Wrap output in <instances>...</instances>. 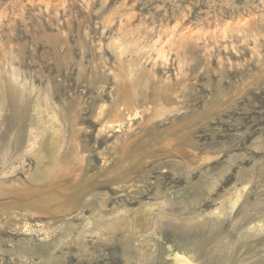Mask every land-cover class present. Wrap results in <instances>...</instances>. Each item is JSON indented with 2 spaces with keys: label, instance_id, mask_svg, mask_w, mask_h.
Instances as JSON below:
<instances>
[{
  "label": "rangeland",
  "instance_id": "374dc122",
  "mask_svg": "<svg viewBox=\"0 0 264 264\" xmlns=\"http://www.w3.org/2000/svg\"><path fill=\"white\" fill-rule=\"evenodd\" d=\"M0 38V264H172L187 242L264 264V0H0ZM125 90L142 108L110 126ZM47 142H79L80 180L54 183Z\"/></svg>",
  "mask_w": 264,
  "mask_h": 264
},
{
  "label": "bare ground",
  "instance_id": "6f19581e",
  "mask_svg": "<svg viewBox=\"0 0 264 264\" xmlns=\"http://www.w3.org/2000/svg\"><path fill=\"white\" fill-rule=\"evenodd\" d=\"M4 19H5V17H4ZM39 23H40V21H39ZM0 49L2 50L1 47H0ZM2 53H3V51H2ZM1 54H0V63L2 62V58H3V56H1ZM6 56L8 57L7 54H6ZM16 58H18V57H15V59ZM18 71L20 73L19 69H18ZM4 73H6V75ZM4 73H3L2 68H1L0 69V78L3 80V83H2V84H4L3 88L5 90L12 91L11 93H13L14 95L18 94L19 89L15 86L16 83L12 82V79L17 78L18 76L14 72L13 77L11 75H8V79L6 78V80H8V81H5L4 78H5V76L7 77V74H9V72L7 70V71H4ZM132 85H133L132 88L133 87L135 88L134 84H132ZM123 87H125V86H123ZM130 92H132V94ZM175 92H176L175 90L174 91L172 90L171 93H169V91L167 93H165V95L166 94L169 95V96L166 95V100H164V97H165L164 93H163L162 97H158V99L156 101L157 102L156 107L158 106L157 110H155L154 112L152 111V113L147 112L150 114L149 120H148L149 123H151L156 118H159V116L162 117L163 114L168 113L173 108H176L174 106V105H176V102H174L175 104H172V102H173L172 96H173V94H175ZM139 97H140V95H138V93L136 94V92H135V94H134L132 90L131 91L125 90L123 92V95L120 98L119 104L116 106V109L114 110V112L112 113V115L108 121V123H110V126L120 124L123 121V118L126 114L129 116V118L132 117L133 115L134 116L137 115L138 109H140V107H141V106H139L140 105L139 104L140 99L138 100ZM16 100H17V98H16ZM163 106H165V107L163 108ZM135 140L133 142H132V140H129L130 142L123 144L121 146V149H120V155L122 156L121 163H122V167H123L121 169L125 170V175H128L129 168L131 167L130 162L133 158L132 157L133 156L132 145L135 144ZM73 142H75V141H73ZM71 143H72V141H71ZM77 143H79V142H77ZM77 143H76V145L73 143L75 146L72 144L73 148H74V150L72 149L73 152L70 151V153L65 154V152H66L65 147L63 146V148L61 149L62 144H61L60 148L57 146L55 148V151H53L52 146H50L49 143L47 142L46 145H47L48 149L46 152H47L48 156H51V155H53L54 152L56 153L57 150L58 151L60 150L58 155L55 154L56 155V162L57 161L60 162L59 165L62 167V169H61L62 172L61 171H59V172L61 174L66 173V175H73L77 179L80 180V178L83 176V171L85 168L83 167V162L79 158L81 153L80 154L78 153L79 151L77 148V146H78ZM83 155H84V153H83ZM56 169H57V167H55L52 171H50L48 173L47 179L49 178V176L55 175ZM56 173H58V172H56ZM61 174H59V173L56 174L55 182H54L55 184L58 182L57 180L65 177V175L63 176V174L62 175ZM84 175H85V173H84ZM51 177H50V179H51ZM52 179H51V181H52ZM46 183H47V181H46ZM55 184H54V186H55ZM241 199H242V194L240 192L237 195H234L232 198V201L230 200L231 201L230 204L232 207L231 209H233V210L236 209L238 207V205L240 204ZM37 203H39L40 206L44 210H46V212L48 210V211H52L55 214H63L64 212L67 213V211L63 210L67 206L65 203H61V198L59 196L57 197V196L51 195L49 197L43 198L42 200H39ZM43 212H45V211H43ZM248 217H249V213L244 214L241 217L242 218L241 219V231H240L239 235H241V238H244V239L249 238V237H253L255 235V233L257 232V223L255 221L248 222ZM186 246L191 248V252L183 250L181 248L173 249L172 246H168V248H167L168 249V256H167L168 260H170L172 262V264H202V260L209 261V262H212L214 264H243L245 261L244 259L246 258L245 257L246 255L244 256V254H242L243 253L242 250H239L238 248L232 246L230 243H225V245L220 246V243L217 242V243H215L214 249H212V247H210L207 251L206 250H200L198 248V246L196 247L194 244H192L190 242H187ZM168 260H166V261H168Z\"/></svg>",
  "mask_w": 264,
  "mask_h": 264
}]
</instances>
